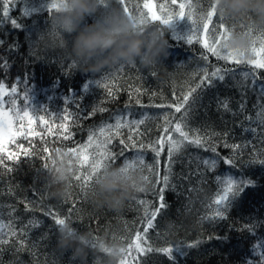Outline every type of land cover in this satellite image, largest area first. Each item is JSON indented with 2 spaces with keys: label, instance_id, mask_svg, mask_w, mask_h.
Listing matches in <instances>:
<instances>
[{
  "label": "trees",
  "instance_id": "16d2710c",
  "mask_svg": "<svg viewBox=\"0 0 264 264\" xmlns=\"http://www.w3.org/2000/svg\"><path fill=\"white\" fill-rule=\"evenodd\" d=\"M188 2L126 0L133 11L139 5L147 12L143 4L152 3L157 15H161V3L177 14L181 11L179 5ZM191 3L195 18L204 4L202 0ZM51 4L52 0H0V86L7 93L0 97L5 101L3 110L13 115V109L21 114L24 109L34 118L43 117V122L36 119L32 125V131L38 135L29 132L27 120L23 128L20 121H14L17 133L24 134L0 143V264H74L71 252L60 257L54 251L58 226L51 217L43 215L47 210L55 211L61 218L70 215L66 222L78 232L90 233L92 239L121 238L130 249L137 241L136 234H143L145 206L139 200L149 202V212L158 205L154 192L164 187L169 136L180 141L181 147L171 157L169 185L164 191L167 208L161 210L154 229L149 230L148 243L138 241L141 247L151 246L154 251L137 252L126 263L264 264V96L251 86V79H242L244 72L254 71L256 84H264V69L247 63L250 59L264 60V54L246 55L240 64L226 63L210 53L204 60L207 50L203 33L191 45L186 43L193 30L187 17L168 27L152 22L162 27L170 45L169 55L162 61L165 70L150 74L125 65L122 70L119 67L111 72L119 74L117 79L109 81L107 87H98L97 81L107 73L93 75L75 69L63 57L55 37L49 38L51 43L46 42L51 31ZM183 11L187 15V6ZM97 19L98 16L86 17L85 24ZM228 23L239 31L248 26L244 21ZM61 38L71 43L67 34L61 33ZM259 47L257 43L258 50ZM217 67L222 69L221 74L225 68L230 70L223 81L211 77ZM205 71L212 79L211 85L204 79ZM13 87L17 89L15 94L11 93ZM109 91L115 96H109ZM185 95H189V101L177 113L175 106ZM9 100H15V105ZM118 116L122 123L139 119L145 123L131 129L121 127L119 134L109 132L108 126L115 125ZM176 123H181L189 137L199 136L202 145L184 140L175 131ZM68 131L72 135L65 140L63 136ZM90 134H94V139L114 137L108 145L117 155L113 166H122V149L128 157L137 150L125 148L121 140L129 145L135 142L137 148L146 145L139 149L144 152L146 164H155L151 145L164 140L157 166L160 183L153 174L150 190L131 199L120 214L96 210L90 200L92 188L82 190L74 178L66 199H51L41 175L53 150L66 151L86 144ZM129 135L132 141L128 140ZM237 144L241 147H232ZM44 147L49 149L48 153L43 151ZM91 151L84 150L89 162ZM225 158L234 163L225 164ZM204 159H215L217 164L214 168L204 165ZM143 170L149 175L147 168ZM230 178L247 181L248 185L237 196L230 197L231 205L220 219L215 216L214 201L223 194ZM169 220L175 222L171 232L164 230ZM166 247L173 248L171 259L158 251Z\"/></svg>",
  "mask_w": 264,
  "mask_h": 264
},
{
  "label": "clouds",
  "instance_id": "9594fccd",
  "mask_svg": "<svg viewBox=\"0 0 264 264\" xmlns=\"http://www.w3.org/2000/svg\"><path fill=\"white\" fill-rule=\"evenodd\" d=\"M56 7L50 15V37L58 40L63 57L75 69L88 74L111 73L122 65H132L140 70H165L162 61L169 55V43L159 25L145 22L137 26L115 0H55ZM216 13L235 21H244L255 29L264 30V0H213ZM98 16L92 24H85L86 17ZM83 25V27H82ZM61 33L71 37V43L61 38ZM74 34V35H73ZM251 39L242 31L229 33L227 47L236 52H246ZM243 60L244 57H241ZM71 161V163H70ZM75 161L64 150H53L41 179L49 189L51 199L62 200L70 195L75 175ZM145 171L139 167L121 171L112 166L102 171L94 181L91 203L96 210L107 209L120 214L135 196L150 190ZM175 228L174 221L165 223V231ZM90 233L78 232L70 224L56 231L54 251L62 257L71 252L74 264H121L128 248L121 238H101L95 248H90Z\"/></svg>",
  "mask_w": 264,
  "mask_h": 264
},
{
  "label": "snow or ice",
  "instance_id": "6c2138e0",
  "mask_svg": "<svg viewBox=\"0 0 264 264\" xmlns=\"http://www.w3.org/2000/svg\"><path fill=\"white\" fill-rule=\"evenodd\" d=\"M204 7L199 11L198 15H195L192 11L193 4L191 3V0L187 3H181L179 5L181 11L177 14H173L171 9L167 8V5L161 3L160 4V13L161 15H157L156 11H154V8L156 5L152 3H144L143 9H147V12H144L139 5L135 7V11H133L132 8H130L126 4V0H116V3L120 5L122 10L129 15V17L133 20V23L137 26H143L145 22L152 23V22H158L160 25H164L166 27L170 26L174 21L178 19H184L187 17V19L192 24V33L190 36H188L186 43L188 45H191L193 43L194 39L199 38V36L203 33L205 36L204 40V48L207 50L206 53L203 56L204 60H207V53H210L212 56H215L218 60H223L226 63H235L240 64L244 62L241 57H245L246 55H261L264 54V30L255 29L253 26H244L243 33L250 37L251 39V46L249 49L246 50V52H236L231 49H228L227 47V39L228 35L231 31L235 30L234 26L229 25V21L231 18H226L224 16H220L216 13L215 5L213 3V0H202ZM172 4L176 3V0H171ZM101 5L106 6L103 3V0H101ZM55 0H52V4L50 5V13L52 10L56 7ZM187 6L188 13L187 15L183 11V9ZM5 15H7V9H5ZM15 23V22H13ZM257 43L260 44L259 50L257 49ZM247 63L252 64L255 66V68H261L264 69V60H256V59H250L247 61ZM74 67V65L72 64ZM125 67V65L120 66V69L122 70ZM230 70L225 68L222 69L220 67H217L215 71L211 73V77L218 78L220 81H223L225 79V75L228 74ZM118 73H107L105 76H103L99 81H97L98 87H107L108 82L117 79ZM204 79L208 81V84H212V79L209 78L208 73L204 72ZM244 82H247L249 79H251L253 87H257L259 89V94L261 96H264V84L257 85L256 79L257 74L254 71L251 72H244L242 77ZM203 83V81H201ZM241 86H244L243 84ZM17 89L15 87L12 88L11 93L15 94ZM139 92V89L136 90ZM192 91H195V89H192ZM7 93L3 90L2 86H0V97H3ZM109 96L114 97L115 93L112 91H109ZM190 95V94H189ZM189 95L183 96V101L178 103L175 106V111L177 113L181 112V108L184 107L185 104L189 101ZM5 101L3 99H0V143L11 139L15 137L16 135H23L24 133H17L14 127V121H20V127L23 128L24 124L23 122L27 120L29 132L31 134L38 135V133H35L32 131V125L35 123L36 119H40L43 122V117L34 118L32 115H30L29 111L23 109V113L21 114L20 110L13 109L14 114L10 115L9 112H5L3 110V104ZM8 103L15 105V100H9ZM137 103H139V100H137ZM163 106V105H160ZM226 106V105H225ZM168 107H172V105H168ZM186 112L188 109L185 110ZM165 119H167V116L165 115ZM183 119V118H181ZM145 123L144 119L139 120H131L130 122L127 120H124V122H121V117H116V123L115 125H109L108 131L112 132L115 131L117 134H119V129L121 127H128L131 129L133 126H139ZM170 124L171 121H168ZM63 127V125H61ZM47 131H51L48 129ZM175 131L180 134L181 137L184 138V140H187L189 143L194 144L196 146L202 145V140L199 136H196L195 138H191L188 135V132L182 130L181 123L175 124ZM246 131V130H245ZM254 131V129H253ZM104 133V129H101V134ZM72 133L70 131L67 132L66 135L63 136L65 140L69 139L71 137ZM114 137H105L104 139H94V134H90L88 136V142L86 144L80 145L78 147L74 148H68L65 153L69 154L73 160L76 161V174L74 175V179L80 182V186L82 190H88L93 187V182L99 178L102 171L106 170L109 167H112L114 164V161L117 159V155L111 151L108 147V145L111 144V141ZM128 140L132 141L133 137L131 135L128 136ZM121 144L125 145V148L131 146L133 149H137L134 152V155L132 157H128L124 155V149L121 150L120 155L124 156V160L122 162L121 171L124 173H127L129 170L134 168H147L149 171V175L146 176V179L149 183H151L150 177L155 174L157 176V184L160 183L159 180V171L157 166L159 165V157L161 155V152L163 151V145L165 143L164 140H161L157 143H153L151 145V151L155 154V164L145 163V155L143 151H140L139 149L146 148V145H139V148H137V145L135 142H133L131 145L126 144L124 140L120 141ZM167 143L169 144V165L167 167L166 174L163 175V185L164 187L159 188L157 191L154 192V195L158 198V205L156 206L154 211L149 212L148 211V201L145 199H140L139 204L144 205V220H143V234L141 235L139 232L136 234L135 239L137 241L143 240L145 244H147L146 237L148 236V232L150 229H154L155 225L154 222L158 218V214L161 212V210L166 209L167 205L165 203V195L164 191L165 188L169 185V178L171 174V157L180 150L181 143L180 141H174L171 136L168 137ZM226 147H229V145H225ZM233 148H239L241 145H233ZM91 148V159L89 162V156L85 154L84 150ZM43 151L45 153L49 152V149L47 147L43 148ZM59 151V149H57ZM212 151H215V148H212ZM12 157L9 156V159ZM225 164L232 165L234 163L233 160L225 158L224 160ZM71 163V161H70ZM204 165L210 166L214 168L217 164V160L215 159H204L202 161ZM85 164H87V167L85 168ZM226 187L223 190L222 195H218V197L215 199L214 203L217 206L215 216L219 217L220 219L224 218V214L227 211V209L230 207L232 200L230 197H235L239 193H241L244 190V187H247L248 182L247 181H236L234 179H228L226 182ZM43 215L49 216L54 220L55 226L61 227L65 224H69L66 222V220H69L71 217L70 215L65 218H61L55 211L53 210H47L43 211ZM37 226H39L37 222ZM14 234V233H13ZM97 240L93 238L91 241H87L86 243L89 244L90 247L95 248L97 245ZM132 244V241L129 240V245ZM191 247V245H189ZM135 250L143 254L145 251L151 253L154 251L153 247L148 246L147 248L141 247L139 243L134 245ZM129 250V249H128ZM158 251L164 252L169 255V258L171 259L172 256V247H166L159 249ZM121 264H126V258L121 262Z\"/></svg>",
  "mask_w": 264,
  "mask_h": 264
},
{
  "label": "rangeland",
  "instance_id": "374dc122",
  "mask_svg": "<svg viewBox=\"0 0 264 264\" xmlns=\"http://www.w3.org/2000/svg\"><path fill=\"white\" fill-rule=\"evenodd\" d=\"M139 243L138 241H134L133 243V246L128 250L127 252V256H126V261L129 262L133 257H134V254L137 253V251L135 250L134 248V245ZM128 264V263H126Z\"/></svg>",
  "mask_w": 264,
  "mask_h": 264
}]
</instances>
